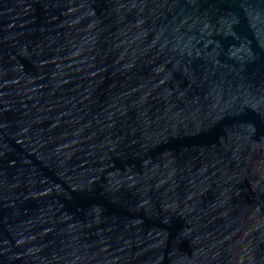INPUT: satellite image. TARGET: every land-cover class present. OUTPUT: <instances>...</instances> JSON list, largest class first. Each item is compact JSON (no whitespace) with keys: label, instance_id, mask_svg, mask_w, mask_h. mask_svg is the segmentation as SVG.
I'll use <instances>...</instances> for the list:
<instances>
[{"label":"water","instance_id":"water-1","mask_svg":"<svg viewBox=\"0 0 264 264\" xmlns=\"http://www.w3.org/2000/svg\"><path fill=\"white\" fill-rule=\"evenodd\" d=\"M0 264H264V0H0Z\"/></svg>","mask_w":264,"mask_h":264}]
</instances>
